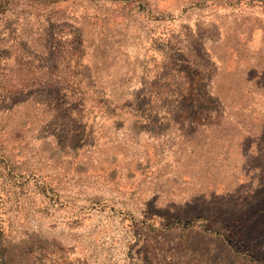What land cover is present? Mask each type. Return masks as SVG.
<instances>
[{
	"label": "rangeland",
	"instance_id": "rangeland-1",
	"mask_svg": "<svg viewBox=\"0 0 264 264\" xmlns=\"http://www.w3.org/2000/svg\"><path fill=\"white\" fill-rule=\"evenodd\" d=\"M0 264H264V0H0Z\"/></svg>",
	"mask_w": 264,
	"mask_h": 264
}]
</instances>
